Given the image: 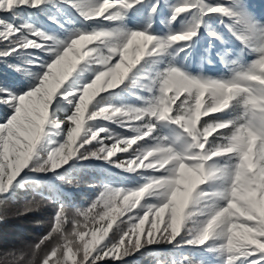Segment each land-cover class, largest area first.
I'll use <instances>...</instances> for the list:
<instances>
[{"label":"snow or ice","instance_id":"obj_1","mask_svg":"<svg viewBox=\"0 0 264 264\" xmlns=\"http://www.w3.org/2000/svg\"><path fill=\"white\" fill-rule=\"evenodd\" d=\"M216 58L230 75L205 72ZM0 68V222L18 190L19 215L58 205L20 261L264 264V17L246 0H0ZM93 159L132 185L73 211L51 182Z\"/></svg>","mask_w":264,"mask_h":264},{"label":"trees","instance_id":"obj_2","mask_svg":"<svg viewBox=\"0 0 264 264\" xmlns=\"http://www.w3.org/2000/svg\"><path fill=\"white\" fill-rule=\"evenodd\" d=\"M69 14L76 15L74 11L71 9H69ZM39 19L42 23H45L47 25L48 22L46 21V18L44 17L43 14H40ZM155 27L160 31H167L164 25L159 22H157ZM233 41L235 40L233 39ZM211 69H212V66H211ZM0 73H2L3 75H8L6 72H4L2 68H0ZM220 73H223V71L220 70ZM131 102L137 104L134 98H132ZM102 123L115 129L117 132L128 133L130 131V129H128L127 127L119 128L118 125L113 124L111 121H102ZM108 143L110 144V142ZM133 147H135V145H133ZM131 150L132 149H129V151ZM117 155L126 157L127 154L117 153ZM84 163L86 164V167L82 171H77L76 173H74V175L76 176V179L78 178L80 173L92 172L93 175H96V177H94V180H96V182L98 183V185L88 188L91 191V195H90V201L87 205H85L82 202V200L78 199L77 197L72 196L71 193H69V195L67 194L68 191H71L68 185L62 184L60 181L51 182L57 185L63 191V193L66 192L63 196L64 203L66 204L68 208H70L73 211L75 209H87L91 205V203L94 200H96L99 193L103 190L102 184L105 182H112L114 187L124 186L125 184H127L128 186L132 185L131 177L133 175L130 173H121V170L114 169L111 166L107 165L106 163L102 161H96L95 159L91 161H86ZM102 175H106V176L103 178ZM114 177H117L118 179L122 180V182L120 184L113 182L112 178ZM45 195L49 196L46 193ZM52 196H49V197H52ZM31 198L32 196L28 197V199H31ZM25 199L27 198L17 197L18 202L9 203L6 206L7 215L5 219L2 222H0V264H26V260L28 259L27 257L25 258V261L19 260L20 253L22 250L24 251V248L20 249L19 253L16 255L11 254V252L13 251L16 252V250H14L13 248L14 246L11 245L12 243L8 240L13 234L19 233L20 235L19 241L17 242L13 241V243H16L22 246L23 244L24 246L26 244L27 248L25 251H27L28 246L34 245L36 242H38L41 236L46 235L47 232L50 230L53 216L55 214L56 208L58 207V205L55 203V200L54 199L45 200L42 202V205L39 209L29 212L26 215H19L17 213L23 207V203ZM121 218H126V217H121ZM16 224H17V227H16ZM116 224H119V219L117 220ZM116 224L113 225V230L116 228ZM145 227L147 228L148 225L146 224ZM111 234L112 233L109 232V236H111ZM9 250H11V252ZM171 250H172L171 246H165L161 248L159 251L160 253H163L165 257H167L171 255V253L173 254V250L172 251ZM168 251H171V252L168 253ZM176 255L178 257L179 253H176ZM145 256L153 258L152 255H145ZM142 257L143 256L137 255L135 257H127L126 259L129 260V264H145L146 259L144 260L145 261L144 262L142 261ZM105 261H110V259L106 258ZM101 262H98V264H101ZM113 262H117L116 264H120V261H113ZM113 262H109V263H113Z\"/></svg>","mask_w":264,"mask_h":264},{"label":"rangeland","instance_id":"obj_3","mask_svg":"<svg viewBox=\"0 0 264 264\" xmlns=\"http://www.w3.org/2000/svg\"><path fill=\"white\" fill-rule=\"evenodd\" d=\"M246 3H248L251 6V10L257 14L258 17H263L264 16V0H246ZM230 47H233L235 49H238L240 47V44L238 41H232V44L230 45ZM235 58V57H233ZM252 57H248L247 59H251ZM212 66V69H211ZM205 72L213 77H219V76H226V75H230V70L228 67H226L219 58H216L214 65H205ZM220 70L223 71V73H220ZM140 103H137V105H139ZM111 143V142H110ZM123 157V156H121ZM104 176V175H102ZM94 177H96V175H93L92 172L89 173H80V175L78 176V178L74 181L73 185L69 186L71 191H68L67 194L69 195V193H71L72 196L77 197L78 199L82 200V202L87 205L90 201V195H91V191L90 189H88L89 187H94L95 185H97L98 183L96 182V180H94ZM104 178V177H103ZM67 185V184H66ZM45 193L48 194L49 196H52L53 194L51 192H48L45 189ZM66 193V192H65ZM64 193V194H65ZM33 192L31 190H18V192L16 193V198H27L33 196ZM89 198V199H88ZM72 202V201H70ZM18 224V223H17ZM16 224V227H17ZM20 239V235L19 233L17 234H13L10 239H8L13 245L14 250H16V252H11V250H9L11 252L12 255H16L19 253V250L24 248V251L26 250L27 246L25 244L22 245H18L14 242L19 241ZM8 246V245H6ZM6 249V248H4ZM173 250V249H172ZM171 250V251H172ZM171 251H168V253H170ZM172 254V253H171ZM110 259V258H109ZM146 259V262L144 261ZM142 261L145 262V264H155V260L153 258H150L148 256H143L142 257ZM109 262H113L111 259L110 261H102L101 264H116L117 262H113V263H109Z\"/></svg>","mask_w":264,"mask_h":264}]
</instances>
